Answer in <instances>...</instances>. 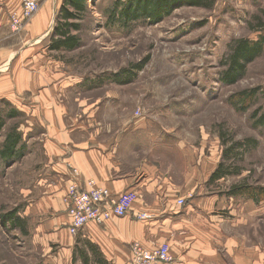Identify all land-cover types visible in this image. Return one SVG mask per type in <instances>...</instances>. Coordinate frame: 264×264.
<instances>
[{"label": "rangeland", "instance_id": "obj_1", "mask_svg": "<svg viewBox=\"0 0 264 264\" xmlns=\"http://www.w3.org/2000/svg\"><path fill=\"white\" fill-rule=\"evenodd\" d=\"M126 2L88 0L81 28L76 32L80 44L72 50L50 49L49 35L40 40L39 48L45 50L39 60L46 70L44 82L58 81L64 74L104 81L103 87L78 88L79 93L66 91L60 98L58 95L59 102L67 105L76 121H80L76 115L82 117L77 99L91 102L102 98L106 104L116 105L93 112V129L105 130L107 120L116 114L128 120L141 117L137 129L144 130L145 142L153 147V153L139 152L138 158L144 156L146 162L161 163L168 177L180 175L182 166L177 167L169 159L159 160L155 151L168 148L176 161L183 159L198 165L195 175L211 163L215 166L210 174L220 162L225 165L228 173L207 180V186L216 192L213 208L220 212V222L212 231L216 238L212 237V243L220 253L217 263L254 264L257 259L264 260V50L246 65L236 82L226 84L220 80L230 43L239 37L258 39L259 33L251 28L255 27L252 16L263 14L260 10H264V0H215L211 8L180 6L158 22L136 19L124 25L118 13ZM111 11L115 12L114 19H110ZM20 14L21 9L8 14L10 31L1 33L10 37L0 45L26 48L34 44L23 41V29L30 20L21 23L23 27L18 31L13 29L14 21L21 20ZM56 19L57 14L55 22ZM11 34L15 35L13 39ZM48 50L56 54L49 55ZM28 60L25 59V68L31 67ZM141 63L142 67H136ZM123 69H131L130 77L122 73ZM28 84L24 82L26 87ZM23 100L24 113L17 114L12 105L0 107L5 121L0 130V151L8 133H20L16 157L6 160L0 155V264H85L82 246H77L74 255L56 245L44 250L33 234L37 220L32 214L23 215L24 206L32 202L27 198L38 193L35 185L38 162L42 160L41 152L30 148L34 141L39 142V133L29 137L39 126L32 123L30 134L21 137L22 126L30 121L26 115L34 109L31 93L24 92ZM124 123L116 120L112 123L114 130L121 129ZM142 142L143 138L138 143ZM181 149H190L188 158ZM206 178L203 174L198 180ZM232 184H246L253 189L242 187L243 193H230ZM23 193L29 195L25 197ZM189 199L183 198V203L177 204L186 206ZM11 211L23 221L22 226L6 221Z\"/></svg>", "mask_w": 264, "mask_h": 264}, {"label": "crops", "instance_id": "obj_2", "mask_svg": "<svg viewBox=\"0 0 264 264\" xmlns=\"http://www.w3.org/2000/svg\"><path fill=\"white\" fill-rule=\"evenodd\" d=\"M61 3L62 0H46L37 14L26 23L23 41H34V44L26 48L0 45V107L12 105L11 109L15 108L17 114L24 113V92H28V95L31 93L34 109L31 115H26L30 121L27 120L28 125L22 126L24 135L22 133L21 137L30 134L32 123L41 128V131L38 127L29 135L33 138L37 133L40 135L39 142L34 141V146L30 147L33 152L39 150L42 156L41 162H38L40 166L35 185L38 193L27 198L32 202L26 204L23 210L25 217L32 214L33 220H37L33 226L36 241L44 250L56 245L73 255L75 251L77 253V246H82L85 264H128L132 242L152 248L164 241L169 243L170 260L162 264H220L217 263L220 253L216 244L212 243V237L216 240L212 231L220 222V212L213 208L216 192L210 185L207 186L210 170L215 163L206 168L203 166L195 175L198 165L192 166L183 159L176 161L165 147L155 151L159 160L169 159L183 169L180 175L176 174V178L168 177L162 172L161 163L146 162L144 156L138 158L139 152L153 153V147H148L145 142L144 130L137 129V121L141 117L128 120L129 117L122 119V114H116L107 120L105 130L93 129L90 128V120L95 116L93 112L116 105H108L101 101L102 98L91 102L77 99L82 117L76 115L80 120L76 121L67 105L59 102L60 95L66 91L79 93L81 89L103 87L104 81L73 78L64 74L58 81L44 82L46 70L39 60L45 50H41L39 44L40 40L48 35L50 37ZM20 9L21 0H0V42L10 37H4L1 33L3 30L10 31L7 28L8 14ZM11 37L13 39L15 35L11 34ZM48 54H56V51L48 50ZM26 58L30 59L28 65L31 67L25 68ZM60 65L64 67L67 64ZM24 82L29 83L27 87ZM117 107L120 105L117 104ZM115 119L126 122L116 131L112 124ZM141 138L143 142L139 144ZM181 150L183 156L186 154L188 158L190 149ZM199 165L202 166L201 163ZM73 168L78 171L76 179L81 184L93 180L95 185L113 194L134 190L137 198L124 216H112L101 224L89 221L74 236L68 229L69 216L63 201L67 185L73 180ZM203 174L207 178L198 180ZM23 194L25 197L29 195ZM182 197L186 200L190 197L189 204H177ZM140 212H146L151 217L137 219L136 215ZM87 249L90 251L87 252ZM254 264H264V260L257 259Z\"/></svg>", "mask_w": 264, "mask_h": 264}, {"label": "trees", "instance_id": "obj_3", "mask_svg": "<svg viewBox=\"0 0 264 264\" xmlns=\"http://www.w3.org/2000/svg\"><path fill=\"white\" fill-rule=\"evenodd\" d=\"M87 2L88 0H63V3L57 13V19L52 33L49 37L50 49L72 50L78 47L80 44V39L76 32H78L81 28L80 21L83 19V16L86 13ZM214 3L215 0H127L123 9L119 11L118 16L124 25H126L129 21L136 19H144L150 23H154L160 21L162 18L167 17L174 9H177L180 6L211 8ZM261 12L263 14H254L252 16L255 20V27L251 28L252 30H256L259 33L258 39L250 40L246 37H239L230 43L228 48L229 53L222 61L225 67L221 73L220 80L223 83L231 84L236 82L243 75L246 65L252 62L263 52L264 10H260V13ZM109 15L110 19H114L115 12L111 11L109 12ZM146 60L147 58H145L143 62ZM142 63L140 65L137 64L136 67H142ZM129 71H131V69H123L122 73H124L125 76H129L131 74ZM7 116L12 117L14 115L8 114ZM4 126V117L0 113V130ZM19 140L20 133L16 131L13 133H8L3 140V146L1 148L0 155L6 160H9L10 158L14 159L17 152L19 151L18 148H20V146L17 147ZM226 173H228L226 166L220 162L216 170L210 174L209 180L211 181L213 178L222 177ZM242 187L253 189L252 187H248L246 184H232L228 192L243 193L241 192L243 191L241 190ZM6 221H11L14 226L16 224L18 226H22L23 222L18 216L15 215V211H11L6 216ZM80 253L82 254V257L85 258L83 250L80 251ZM80 253L79 255H81Z\"/></svg>", "mask_w": 264, "mask_h": 264}, {"label": "built area", "instance_id": "obj_4", "mask_svg": "<svg viewBox=\"0 0 264 264\" xmlns=\"http://www.w3.org/2000/svg\"><path fill=\"white\" fill-rule=\"evenodd\" d=\"M44 0H22L20 19L13 23L14 30L18 31L21 23L31 19L40 8ZM73 180L67 185V192L63 198L69 216L68 229L70 234L76 235L89 221L101 224L112 216H124L137 198L134 190H126L113 194L103 187L95 185L93 180L86 184L77 181L78 171L71 170ZM183 198L177 202L183 203ZM151 215L145 212L138 213L137 219H148ZM170 260L169 245L166 242L153 249H146L138 242L130 244V258L128 264H162Z\"/></svg>", "mask_w": 264, "mask_h": 264}]
</instances>
